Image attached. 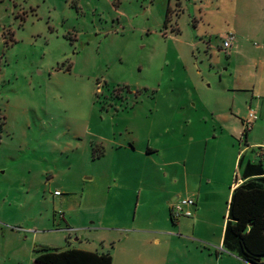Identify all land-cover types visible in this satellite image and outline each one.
Instances as JSON below:
<instances>
[{"label": "rangeland", "instance_id": "obj_1", "mask_svg": "<svg viewBox=\"0 0 264 264\" xmlns=\"http://www.w3.org/2000/svg\"><path fill=\"white\" fill-rule=\"evenodd\" d=\"M183 13L179 0H0V264H34L41 248L114 259L122 234L164 227L154 205L137 214L134 188L132 213L112 200L105 209L128 174L96 143L152 136L166 150L170 121L177 133L186 125L188 144L200 123L213 131L221 69L199 91V69L205 80L209 71L199 45L176 43L196 33ZM152 176L172 184L158 169Z\"/></svg>", "mask_w": 264, "mask_h": 264}, {"label": "crops", "instance_id": "obj_2", "mask_svg": "<svg viewBox=\"0 0 264 264\" xmlns=\"http://www.w3.org/2000/svg\"><path fill=\"white\" fill-rule=\"evenodd\" d=\"M179 6L184 12L181 17L188 18L185 26L189 28L190 24L189 30L196 33L189 32L186 40L179 36L176 43L186 41L192 48L199 45V60L209 71V79L205 80L199 69V91L205 82L214 79L212 69H221V96L211 109L214 129L200 123L199 141L193 136L188 144L186 125L180 122L177 133L174 122H167L166 150L154 143L152 136L122 140L112 134L98 140L103 156L113 155L121 172L128 174L117 186H110L105 209L112 200L118 210L132 213L135 199L125 192L134 188L139 190L137 214L141 205H154V221L159 218L164 224L157 228L155 222L152 227L122 234V246L113 264H248L226 252L223 242L234 195V216L239 227L250 228L253 221L264 223V192L235 191L244 182L241 160H264V0H179ZM239 10L244 11L243 33L237 29ZM176 28L184 35L182 25ZM232 30L234 47L226 53L223 38ZM250 110L258 113V119L245 132ZM154 155L161 161H156ZM153 168L171 177L172 184L150 181ZM140 170L146 176L138 182V176L132 173ZM185 198L196 200L193 216L173 220V204ZM169 215L172 226L167 220Z\"/></svg>", "mask_w": 264, "mask_h": 264}, {"label": "trees", "instance_id": "obj_3", "mask_svg": "<svg viewBox=\"0 0 264 264\" xmlns=\"http://www.w3.org/2000/svg\"><path fill=\"white\" fill-rule=\"evenodd\" d=\"M172 12L171 7H169L168 21ZM101 153L104 154V150ZM240 168L244 182L235 191L247 193L264 192V160L260 159L258 162L245 163L242 159ZM235 200L236 195H234L230 204L223 242L224 249L248 264H263L264 223L257 224L253 221L250 228L239 227L235 222L234 216ZM34 264H113V258L110 254H99L75 249L53 250L41 248Z\"/></svg>", "mask_w": 264, "mask_h": 264}, {"label": "built area", "instance_id": "obj_4", "mask_svg": "<svg viewBox=\"0 0 264 264\" xmlns=\"http://www.w3.org/2000/svg\"><path fill=\"white\" fill-rule=\"evenodd\" d=\"M235 36L232 33L227 34L223 38L222 49L224 52L228 53L234 47ZM258 119V113L255 110H250L249 118L245 122V132H248L255 121ZM239 181H237L236 188L238 187ZM196 205V200L194 198H185L177 201L173 204L172 215L174 219H180L182 217L191 218L193 216L192 209Z\"/></svg>", "mask_w": 264, "mask_h": 264}]
</instances>
